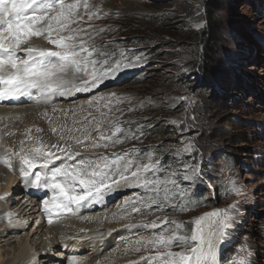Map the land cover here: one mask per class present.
Segmentation results:
<instances>
[{"label":"rangeland","instance_id":"374dc122","mask_svg":"<svg viewBox=\"0 0 264 264\" xmlns=\"http://www.w3.org/2000/svg\"><path fill=\"white\" fill-rule=\"evenodd\" d=\"M204 1L87 0L96 18L89 21L85 16L86 22L77 26L91 32L101 51L114 53L117 60L123 56L124 63L130 61L131 65H122L120 72L104 79L90 92L54 96L47 105L37 103L35 96L0 101V156L7 151L6 158H10L13 151L21 150V140L26 141L29 114L23 112L20 120L15 116L19 111L33 109L38 115V110L51 104H71L69 114L76 115L69 127L74 151L83 152V147L75 146L74 137L83 139L101 121L105 134L110 135L107 121L118 119L122 128L131 129L139 139L109 149L100 148L97 152L120 153L135 147L138 156L144 157L152 151L160 161L161 171L157 175L161 179L173 170L182 175L185 164L189 168L198 165L200 173L194 181L178 179L188 196L185 200L188 211L169 206L156 212L153 206L154 215L148 210L131 213L129 209L125 213L117 209L125 197L133 192L145 195L141 189L127 188L108 194H113L111 199L106 195L96 207L90 203L77 214L44 224L37 209L42 206L41 200L52 194L49 191L31 194L22 184L18 159H12V168L0 163V196L10 194L8 199H0V264H8L16 255L17 264H72V257L77 258V264H128L149 253L121 254L132 251L138 246L135 242L139 237H149L155 230L140 227L126 230L120 226L151 221L157 216L187 222L231 204H236L239 211L226 242L218 250L217 264H232L242 257L247 264H264V12L260 8L264 0H218L213 10H208ZM211 21L216 28L208 54L212 66L206 71L198 62L204 44L200 33L207 30ZM89 23L92 29L88 28ZM99 29L105 31L97 34ZM32 40L40 41V38ZM14 119L20 120L19 123ZM29 120L35 125L33 118ZM37 130L33 127L36 135L30 133L32 142L40 140L38 136L43 134L49 136L45 132L37 134ZM56 133L60 135L62 131ZM188 142L194 145L193 152L184 153L182 158L177 156V150ZM31 146L25 143L26 148ZM61 162L53 161L59 165ZM233 187L237 191H232ZM103 213L106 218L92 219ZM123 215L128 219L124 220ZM14 225L16 228L9 229ZM186 227L191 229L192 225ZM136 231L141 234L133 235ZM122 237L128 239L122 241ZM91 238L94 242L90 244ZM75 241L78 245L97 243L99 250L93 253L96 247L75 249L67 245ZM23 247L27 255H22L27 258L38 251L33 261L18 256Z\"/></svg>","mask_w":264,"mask_h":264},{"label":"snow or ice","instance_id":"6c2138e0","mask_svg":"<svg viewBox=\"0 0 264 264\" xmlns=\"http://www.w3.org/2000/svg\"><path fill=\"white\" fill-rule=\"evenodd\" d=\"M85 16L89 21L96 18L87 0H0V101L35 96L37 103L48 104L54 96L90 92L104 79L120 72L122 65L130 66V61L124 63L126 58L123 56L117 60L114 53L101 51L93 42L91 32L77 26L86 22ZM92 27L89 23L88 28ZM103 31L99 29L97 34ZM33 37L42 38L54 47L33 45ZM94 56L97 58L93 59ZM81 76L88 78L80 79ZM104 99L100 97V100ZM43 116L46 117L47 112ZM107 124L110 135L105 134L101 121L96 122L93 132L84 135L83 139L73 138L75 146L83 147V152L74 151L73 143L64 136H60L63 144L49 145L40 140L33 143L30 130H26V141H21V150L13 152L10 158H6L5 151L0 156V163L12 168V159H18L19 175L26 184L52 192L51 197L41 200L49 224L58 222L63 216L77 214L81 208L101 202L106 195L121 188L141 189L145 193L133 192L132 196L125 197L117 205V209L125 213L129 209L131 213L148 210L154 215L153 206L156 212L169 206L173 210L188 211L185 203L188 196L178 179L194 181L199 176V166L189 168L185 164L182 175L173 170L161 179L157 175L161 171L160 161L154 158L152 151L144 157L138 156L139 150L135 147L120 153L97 152L100 148L109 149L127 140L139 139L131 129L122 128L118 119L109 120ZM51 132L55 134L57 129L52 128ZM26 142L32 146L26 148ZM193 150L194 145L188 142L183 149L177 150L176 155L182 158L184 153L190 154ZM54 160L62 162L59 166L49 167ZM232 191L237 189L233 187ZM9 196L4 193L0 199ZM238 211L236 204H231L204 212L187 222L157 216L151 221L122 225L126 230L137 227L155 230L153 235L141 236L135 242L138 245L134 249L136 252L149 254L128 261V264H217L218 250L226 242ZM5 216L10 217V214ZM186 224H191V229ZM127 239L121 238L122 241ZM189 242L192 243L190 247ZM174 247L181 250L172 251ZM71 261L77 264L76 257ZM232 264H247V261L242 257Z\"/></svg>","mask_w":264,"mask_h":264},{"label":"bare ground","instance_id":"6f19581e","mask_svg":"<svg viewBox=\"0 0 264 264\" xmlns=\"http://www.w3.org/2000/svg\"><path fill=\"white\" fill-rule=\"evenodd\" d=\"M35 38V37H34ZM31 43L33 44V45H37V46H42L43 47V44H44V41H43V39L42 38H40V41H37V40H32L31 41ZM45 43H46V47H50V48H52V47H54V46H52V45H50V44H48L46 41H45ZM70 96V95H69ZM63 97H65V96H63ZM54 100H56V98L54 99ZM14 101H18V100H14ZM65 101V100H64ZM42 103V102H41ZM33 104V103H32ZM35 104V103H34ZM47 105V104H46ZM37 106V105H36ZM42 106H44V105H42ZM41 106V107H42ZM45 107V106H44ZM53 109H56V111H53ZM17 110V109H16ZM71 110V104L70 105H67L66 104V106H63V105H61L60 103H55V104H51V105H49L46 109H44V110H38L39 111V113H38V115H35V112L33 111V109H25V110H21V111H19L18 112V114H15V111L14 112H12L11 114L12 115H14L15 114V116L16 115H18V118H20V120L22 119V114H23V112H26V113H28L29 114V117L26 119V127L28 126V128H27V130H30V133H31V135L33 134V135H36V133H34L33 131H32V129H33V127H36V128H38V129H42V131H38V133L37 134H39V133H41V132H45V134L46 133H48L49 134V136L48 135H41V136H38V137H41L40 138V140L41 139H44V143L45 144H48V143H60V144H63L64 143V141H61L60 140V135H63L64 136V138H65V140H67V141H69L70 142V140H69V136H70V130H69V127L71 126L70 125V121H72L73 119H74V117H76V115H75V113H73V114H69V111ZM44 112H47V116L45 117V116H43V113ZM72 112V111H71ZM70 112V113H71ZM77 115H78V113H77ZM81 117H82V115H81ZM29 118H33V123H35V125L34 124H30L29 123ZM80 118V117H79ZM19 120V119H18ZM19 120V121H20ZM13 121H15V123H19V121H16L15 119L13 120ZM25 122H23V124H24ZM22 124V125H23ZM43 126V127H42ZM52 128H56L57 129V131H62V133L59 135V133H55V134H53L52 132H51V129ZM22 132V131H21ZM18 135H20V132H19V134ZM14 136V135H13ZM52 137V139H47V138H49V137ZM15 137V136H14ZM33 137V136H32ZM35 137V136H34ZM74 137V136H73ZM10 138H11V136H10ZM34 139V138H33ZM36 139H37V137H36ZM39 139V138H38ZM56 139V140H55ZM21 140V139H20ZM22 141V140H21ZM36 141V140H35ZM34 142V141H33ZM18 145H20V144H18ZM10 146V149H12V147H11V144L9 145ZM20 148V147H19ZM14 152V151H13ZM56 162V161H55ZM58 162V161H57ZM58 164V163H57ZM56 163H53L52 162V165H50L49 167H52V166H56L57 165ZM59 165V164H58ZM7 179V178H6ZM22 183V182H21ZM22 184H24V186H25V188H28L29 189V191H30V193L32 194V193H36L37 195H39V194H41L42 193V191H49V190H45V189H36V188H32L31 186H29L28 184H26L24 181H23V183ZM22 184H20V185H22ZM1 187V186H0ZM22 187V186H21ZM7 189V188H6ZM127 188H121V189H118V190H126ZM19 190H20V188H19ZM38 190H41L40 192L38 191ZM118 190H116V191H114V192H112L113 194L115 193V192H118ZM36 191H38V192H36ZM48 193H51L52 194V192L51 191H49ZM111 194V193H110ZM113 194L112 195H108V197L110 198V197H112L113 196ZM115 197H117V194H115V196H114V198ZM111 199V198H110ZM108 200V199H107ZM99 204V202H97V203H93L92 205L94 206L95 205V207L97 206ZM112 204V203H111ZM110 204V205H111ZM100 205V204H99ZM37 212H39L40 213V215H41V222H43L44 224H48V221H47V217L45 216V214L43 213V211H42V206H38V209H37ZM110 216V215H109ZM111 217V216H110ZM114 217H115V215H114ZM103 218H106V216L104 215V213L103 214H100V215H94V218H92L93 220H96V221H98V220H102ZM122 218H124V220H127L128 218H127V216H122ZM116 219V218H115ZM65 220V219H64ZM67 220V219H66ZM21 221H23V220H21ZM71 221V220H70ZM86 221V220H85ZM116 221V220H115ZM74 222V221H73ZM71 225V224H70ZM85 225V224H84ZM54 227H56V225H53ZM13 227L14 228H16V226L14 225V226H11V227H9V229H13ZM119 227V226H118ZM117 227V228H118ZM121 227L122 226H120V229H121ZM8 228V227H7ZM119 230V229H118ZM138 232V233H137ZM48 233V232H47ZM138 234H141V232L140 231H136L135 232V234H133V235H135V236H137ZM37 240V239H36ZM36 240H34V242H36ZM39 240V239H38ZM65 241V240H64ZM76 241H77V239H76ZM76 241L72 244H67L68 246L70 245V247H73V248H75V249H83V248H89L90 246H93V248L92 249H94L95 247H96V244H92V245H89V243L91 244L92 242H94V239L93 238H91L87 243V245L85 244V245H82V243H80L79 245H78V243L79 242H77V244H76ZM41 242V241H40ZM42 243H43V241H42ZM45 243V242H44ZM53 243V242H52ZM35 244V243H34ZM38 244V243H37ZM41 244V243H40ZM66 244V243H65ZM100 246H101V243L99 242L98 243ZM42 245V244H41ZM40 245V246H41ZM51 244H48V246H50ZM67 245H66V247H67ZM103 245V244H102ZM30 246V245H29ZM52 246H54V243H53V245ZM52 246L51 247H49V248H52ZM56 247V245L54 246V248ZM42 248H43V246H42ZM57 248V247H56ZM135 249V248H134ZM132 250V251H125V253L123 252L122 254H121V256H124V254H125V256H132V254H133V252L135 251V250ZM20 250V249H19ZM48 250V249H47ZM98 247H96V249L95 250H93V253H97L98 252ZM25 249H24V247L20 250V253L18 254V256H20V254H21V257L23 256L22 254H24L25 253ZM103 251H104V249H103ZM46 252V251H45ZM136 252V251H135ZM37 253H38V251H35V252H33V254H31V257L29 256L28 258L24 255L23 257H25V259L27 258V261H33V259H34V257L37 255ZM92 253V254H93ZM26 255H27V253H25ZM54 254V253H53ZM94 255H96V254H94ZM16 258H17V255L16 256H14V258H13V260H11L10 262H8V264H17L18 262H16ZM252 262V261H251ZM250 262V263H251ZM24 263V262H23ZM32 264H34L33 262H31ZM124 263V262H123Z\"/></svg>","mask_w":264,"mask_h":264},{"label":"trees","instance_id":"16d2710c","mask_svg":"<svg viewBox=\"0 0 264 264\" xmlns=\"http://www.w3.org/2000/svg\"><path fill=\"white\" fill-rule=\"evenodd\" d=\"M204 2L207 5L208 10H213L218 0H205ZM260 8L261 11L264 12V3H260ZM215 28V24L211 21L210 26L207 28V30L203 32V34L200 33V39L204 44L202 45V53L200 54L198 62L201 64V66L206 68V71L210 70L212 66V64H210V57H208V54H210V50L212 48L211 45H213L214 42Z\"/></svg>","mask_w":264,"mask_h":264}]
</instances>
